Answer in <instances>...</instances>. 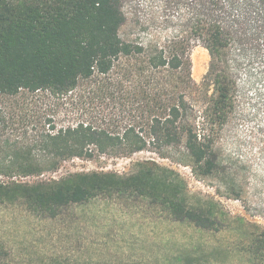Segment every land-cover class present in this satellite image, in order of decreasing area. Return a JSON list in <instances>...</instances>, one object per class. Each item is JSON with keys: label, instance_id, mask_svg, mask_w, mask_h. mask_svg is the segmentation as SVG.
<instances>
[{"label": "trees", "instance_id": "1", "mask_svg": "<svg viewBox=\"0 0 264 264\" xmlns=\"http://www.w3.org/2000/svg\"><path fill=\"white\" fill-rule=\"evenodd\" d=\"M192 5L193 37L210 56L200 83L192 78L185 35L163 44L121 35L122 0H0V177L38 176L58 170L64 160L97 153L128 156L150 149L168 158L178 147L195 176H212L219 168L215 132L236 101V62L230 58L236 20L248 10L264 24V0H192ZM91 81L90 92L127 113L125 126L78 121L57 127L48 119L35 135L28 134L23 120L33 109L30 99L62 98ZM196 94L203 101L200 123L191 108ZM182 189L175 170L143 160L124 175L92 171L34 183L0 180V212L12 206L55 219L99 197L137 196L201 229L219 222L215 212L190 207ZM234 218L247 227L234 254L264 264V226ZM0 264H33L14 256L1 224Z\"/></svg>", "mask_w": 264, "mask_h": 264}, {"label": "rangeland", "instance_id": "2", "mask_svg": "<svg viewBox=\"0 0 264 264\" xmlns=\"http://www.w3.org/2000/svg\"><path fill=\"white\" fill-rule=\"evenodd\" d=\"M192 6V0H122L125 23L120 33L135 42L159 44L170 36L185 35L192 78L200 83L210 56L193 37ZM257 19L246 10L236 20L230 50L236 62L232 66L236 101L225 124L215 132L219 168L212 176H195L186 151L178 147L169 151L168 158L150 149L128 156L97 153L90 159L64 160L58 170L38 176L0 177L34 183L75 172L124 175L137 162L153 160L180 175L187 204L215 212L216 225L201 229L189 221L174 220L159 204L137 196L99 197L72 206L55 219H40L9 206L0 212V224L14 256L33 264L54 260L61 264H250L232 247L247 228L235 216L264 226V24ZM94 84L85 82L62 98L45 94L30 99L32 116L23 120L28 134L35 135L48 119L57 127L78 121L125 126L127 113L90 92ZM202 104L200 94L194 95L191 108L199 123Z\"/></svg>", "mask_w": 264, "mask_h": 264}]
</instances>
